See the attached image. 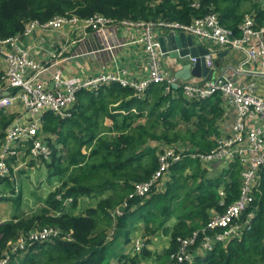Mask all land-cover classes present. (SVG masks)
<instances>
[{"label": "trees", "instance_id": "1", "mask_svg": "<svg viewBox=\"0 0 264 264\" xmlns=\"http://www.w3.org/2000/svg\"><path fill=\"white\" fill-rule=\"evenodd\" d=\"M210 13H216L234 36L240 35L247 15H253L256 28L264 25V9L255 0H0V38L20 37L30 22L54 17L87 19L97 14L114 23L189 25ZM75 96L70 117L43 113L42 132L51 153L49 159L38 160L45 165L48 181L55 178L58 185L43 198L30 190L40 206L0 222V259L19 236L53 226L60 230L57 237L30 242L6 264H187L170 256L180 239L194 232L198 235L189 246L191 264H264V166L257 173L254 200L237 220L241 224L253 213L246 229L213 242L202 255L195 250L201 247L200 231L210 213L223 211L239 197L237 162L209 177L199 160L184 156L170 164L145 196L128 198L134 184L148 181L157 170V144L203 152L216 146L223 136L220 92L188 99L181 87L151 83L137 96L132 87L110 82L81 89ZM15 116L11 110L0 111V142ZM14 160L10 162L15 167ZM7 178L0 176V181ZM17 189L15 201H20L22 187ZM81 196L95 199L94 206L79 215L69 213L64 201L71 198L70 205L76 206ZM7 198L1 194L0 202ZM124 201V213L113 217L112 210ZM134 232L145 239L138 250L132 246L123 253ZM158 235L168 242L160 251L148 247Z\"/></svg>", "mask_w": 264, "mask_h": 264}, {"label": "built area", "instance_id": "2", "mask_svg": "<svg viewBox=\"0 0 264 264\" xmlns=\"http://www.w3.org/2000/svg\"><path fill=\"white\" fill-rule=\"evenodd\" d=\"M255 1L264 9V0ZM63 27H66V33L64 32L62 41L56 42L57 47L48 44L55 42L48 38V34L62 30ZM117 27L129 28L130 38L133 37L134 42L143 43L149 60L146 78L137 82L124 79L112 71L92 75L64 74L60 66L61 61L77 56L75 50L63 56L66 52L70 53L72 45L82 40L88 32L105 37L107 29ZM154 28H158L159 32L156 33ZM34 29H41L48 34L29 42V36ZM239 29L240 35L234 36L220 24L216 13L195 18L189 25L167 22L114 23L96 14L87 19L63 16L54 17L44 23L32 21L26 26L22 36L0 38V111L20 107L0 142V176L10 175V161L13 159L17 162V168L26 165L29 160L49 159L51 150L45 140L46 135L42 132L43 113L51 112L60 118L70 117L76 92L81 89H93L110 82H119L121 85L132 87L137 96H141L149 84L166 83L169 87L174 84L177 85L176 88L181 87L188 99H203L220 92L223 113L228 108L234 110L230 132L223 135L216 146L207 152L186 151L188 148L173 144H157V170L148 181L134 184L128 198L145 196L166 174L170 164L184 156L199 160L204 166L218 162L222 168H226L230 163L237 162L240 166L241 182L239 197L226 205L223 211L210 213L206 225L200 231L204 233L201 248L209 251L213 242H224L229 237L240 235L246 229L248 219L253 213L241 224L237 220L254 200L257 173L264 166V95L257 93L255 79L264 77V25L256 28L253 15H247L240 23ZM169 31L190 35L193 45H201L208 51L204 58L211 67L215 68L211 54L218 53L219 48L216 47L240 51L243 53V59L236 66L223 67L213 80H176L173 72L161 68L160 63V56L167 55L168 51L160 50L158 37ZM33 51L40 52L42 57L36 59ZM175 51L178 53L179 49L176 48ZM181 58L179 55L173 60L179 62ZM195 60L196 57H189L191 64ZM170 65L172 66L171 63ZM219 194L223 197V190H220ZM70 202L71 198H67L64 204ZM126 207L127 202L124 201L112 210V216H121ZM59 233L60 230L56 227L43 226L19 236L3 254L0 264H6L12 254L25 249L30 242L53 239ZM197 235L198 232H194L191 237L180 239L179 248L170 256V260L191 264L193 253L189 246L194 243ZM140 246L136 239L133 248L138 250Z\"/></svg>", "mask_w": 264, "mask_h": 264}, {"label": "crops", "instance_id": "3", "mask_svg": "<svg viewBox=\"0 0 264 264\" xmlns=\"http://www.w3.org/2000/svg\"><path fill=\"white\" fill-rule=\"evenodd\" d=\"M129 31V28H109L105 32V37L97 35L96 33L88 32L82 40L72 45L70 53L66 52L63 54V56L69 55L72 53V50H75L77 52L76 57H73L70 60L61 61L60 66L62 67L64 74L92 75L104 73L106 71H112L114 74H117L124 79L133 80L137 82L146 78L149 70V60L144 51V45L141 42H134L133 37L130 38ZM154 31L158 33L159 29L154 28ZM64 32L66 33V27H63L62 30H59L53 34L50 33V35L46 31H41V29H34L32 30L28 41H35L41 36H46L48 34V38L50 37L55 41L48 42V44L56 45V42L58 43L59 41H62ZM133 35L139 36L140 34ZM74 39L76 40L75 36ZM216 48H219L217 51L219 55L214 60V66L217 69L214 71V76H216L223 67L236 66L243 59V53L240 51L232 50L225 47ZM32 54L36 59H40L42 57V55L38 51H33ZM160 58H163L165 60L168 67L170 68V72H174L175 70L173 64L177 63L175 64V68L178 69L179 67L177 66H180V63H184L180 61L177 62L176 60L169 58L168 55L160 56ZM170 63L172 64V66L170 65ZM255 79L257 81L258 86L257 93L260 95H264V77H256ZM196 80L199 81L200 79H190V81ZM234 116L235 115L233 108H228V110L224 111L220 123L222 135H225L226 133L230 132ZM33 161L36 162V160ZM211 164L214 165L211 170L213 169L215 171V169L218 168H220L221 170L223 169L218 162H214ZM17 169L18 168L15 167L14 171H16ZM219 172L220 171H218L217 174ZM207 173L209 174V172ZM217 174L213 173V175L209 174L208 176L212 177ZM57 185L58 183L51 186H47L46 193L53 190ZM31 188H35V183L33 185L30 184V190ZM0 192L4 193L5 191L0 189ZM37 205L38 204H36V206ZM5 208L6 206L2 207L3 210ZM25 214L28 213L25 212ZM9 218L10 217L6 216L0 217V222H3ZM161 238V235L153 237L148 247L158 251L162 250V247L167 243V240H161ZM132 239L133 241L131 242L132 244H130L131 246H133L134 240L137 239L140 243H142L145 238L141 237V234L137 232L135 236H132ZM159 241L162 242L161 246L158 244ZM125 246L126 245L123 246V253H128L130 250H128V247ZM204 252H206V250L201 247H198L195 250L196 255H202L204 254ZM111 263L118 264L115 260H112Z\"/></svg>", "mask_w": 264, "mask_h": 264}, {"label": "rangeland", "instance_id": "4", "mask_svg": "<svg viewBox=\"0 0 264 264\" xmlns=\"http://www.w3.org/2000/svg\"><path fill=\"white\" fill-rule=\"evenodd\" d=\"M160 63H161V68L165 70L169 69L170 72V68L168 67L167 63L163 58H160ZM9 110L18 113L20 107L16 109L10 108ZM213 166H214L213 164L206 166V169H208L210 175H213V173L217 174V172L221 170L220 168L215 169V171L213 169L211 170ZM12 167H13L12 169L14 170V166ZM206 174L209 175L208 173ZM7 177L8 178L5 179L4 181H0V189L5 191L4 193L0 192V195L6 194L8 196L6 200H2L0 202V217L3 216L11 217L13 215H19L25 212L29 214L36 207L40 206L38 200L36 201L34 197L28 194L30 191V184L33 185L35 183V188L34 189L31 188V190L35 194L38 193L37 195L43 198L46 195L47 186H51L58 183V180L55 178H51L50 181H48L45 165L44 163L42 164L41 161L39 162L38 159L36 160V162H34L33 165H29V163H27L26 165H21L16 171L11 172V174L8 175ZM18 186L22 187V198L20 199V201L18 200L15 201L16 200L15 196L17 195ZM94 203H95V199H89L86 196H81L78 198V202L76 206H71L70 203L66 205L68 206L67 210L69 213L74 215H79L86 208L93 206ZM36 204L38 205L36 206ZM3 206H6L4 210L2 209ZM136 233L137 232H134L132 236H135ZM162 239L166 240L165 237H162L161 240ZM132 241L133 239L131 240V242ZM131 242L125 246L128 247V250H130V247H132L130 245ZM167 243L162 248H164L167 245ZM158 244L161 246L162 242L159 241Z\"/></svg>", "mask_w": 264, "mask_h": 264}, {"label": "water", "instance_id": "5", "mask_svg": "<svg viewBox=\"0 0 264 264\" xmlns=\"http://www.w3.org/2000/svg\"><path fill=\"white\" fill-rule=\"evenodd\" d=\"M160 43V50L162 52L168 51L167 55L171 59H177L179 55L182 57L180 62H184L181 66L176 69L175 64H173L174 72L173 77L176 80H190V79H200L202 81L210 80L214 77V71L216 68L209 66L206 63L204 55L208 51L203 48L201 45H193V41L190 35H184L183 32L174 33L167 32L158 37ZM178 48L179 52L177 53L175 49ZM179 54V55H178ZM219 54L212 53L211 58H215ZM196 57V60L193 64L189 62V57ZM213 80V79H212ZM173 88H176L177 85H173Z\"/></svg>", "mask_w": 264, "mask_h": 264}]
</instances>
